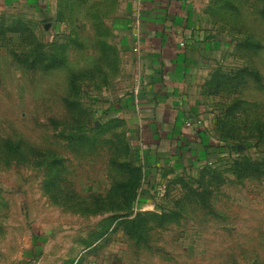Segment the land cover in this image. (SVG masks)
<instances>
[{"label":"rangeland","instance_id":"obj_1","mask_svg":"<svg viewBox=\"0 0 264 264\" xmlns=\"http://www.w3.org/2000/svg\"><path fill=\"white\" fill-rule=\"evenodd\" d=\"M210 3L223 46L198 98L216 149L205 160L188 148L174 162L148 164L141 136L109 105L120 71L107 84L82 77L71 96L69 74L98 57L85 11L59 23L0 2V264H264V0ZM73 20L84 47L70 51L67 66L30 67L37 43L54 50L74 33ZM76 125L91 141L69 137ZM8 138L22 141L29 161L5 163ZM49 152L62 158L51 170ZM132 167H141L137 195L118 208Z\"/></svg>","mask_w":264,"mask_h":264},{"label":"crops","instance_id":"obj_2","mask_svg":"<svg viewBox=\"0 0 264 264\" xmlns=\"http://www.w3.org/2000/svg\"><path fill=\"white\" fill-rule=\"evenodd\" d=\"M13 1L52 17L58 5V0ZM210 1L119 0L108 19L121 65L120 88L109 105L141 136L148 164L164 157L174 162L188 148L203 151V160L215 151L198 98L209 60L223 46L206 12Z\"/></svg>","mask_w":264,"mask_h":264},{"label":"trees","instance_id":"obj_3","mask_svg":"<svg viewBox=\"0 0 264 264\" xmlns=\"http://www.w3.org/2000/svg\"><path fill=\"white\" fill-rule=\"evenodd\" d=\"M82 0L78 5H71L70 0H58L57 5V12L55 20L59 23L66 22L74 12V10L78 7V11L84 10L87 17L90 18V22H88L89 27L92 31V44L93 48L98 52V57L96 60V66L94 68L85 69L84 72L80 71H72L69 74V85H71V96L72 93H79L81 90L82 85L79 84V81L82 77L93 79L94 77H100L103 84H107L111 77L116 76L120 71V51L118 47L113 44L110 39L113 35V31L111 26L106 22V17L112 15L118 5L119 0H97L96 2L91 3L90 5L83 4ZM71 8L69 10V6ZM214 3H210L207 7V14L209 18H211V14L214 15L216 9H214ZM212 19V18H211ZM211 19L210 22H211ZM74 27V37L73 34L68 35V39L62 37L58 41L55 42L53 49H44V44L37 43V46L34 49V54H29L28 56L33 55V59L29 62L28 58L24 60V62H29L30 67H38L39 64H42L45 70H52L56 68H61L67 66L69 61V54L75 48L82 49L84 47V43L82 40L80 41L81 37L79 36L80 26L75 27L74 20L72 22ZM28 28H19L18 30L21 32ZM217 34L221 35V32H216ZM82 73L84 75H82ZM104 75V76H103ZM71 96H67L65 98V102L67 103ZM74 104H78L75 102ZM110 122H106L104 126L108 127ZM75 132L72 133L70 131L69 137L75 140L80 141H91L90 135L87 133V130L84 129L83 126H74ZM125 142V140H124ZM3 158L6 164H10V162L14 160H30L28 155L25 152L24 145L21 140H12L10 138L6 139L3 143ZM125 152L127 153V157L129 156V144L125 143L124 145ZM216 149V147H215ZM217 150L218 149L217 147ZM46 159L51 158L48 166L51 169L57 167L58 164L62 161V158H59L55 154H51L50 152L44 155ZM45 159V160H46ZM128 159V158H127ZM37 164L41 165L44 163V160L41 162H36ZM132 161H128L127 165L130 166ZM133 170L132 174L133 177L128 181L121 183L124 185L125 195L123 197V206L119 207H129L133 202L134 198L137 195V189L140 184L142 173L141 167H132ZM96 203L105 204L106 201L102 198H95ZM110 203H114L113 200L110 198L108 199ZM116 207V205H113ZM104 206L100 207L103 208ZM138 217L134 219V222L137 223ZM125 223L131 224L132 220L126 219L124 220ZM137 229L134 231L136 233Z\"/></svg>","mask_w":264,"mask_h":264},{"label":"built area","instance_id":"obj_4","mask_svg":"<svg viewBox=\"0 0 264 264\" xmlns=\"http://www.w3.org/2000/svg\"><path fill=\"white\" fill-rule=\"evenodd\" d=\"M184 44H185V42H184V41H183V42H181V45H184ZM190 124H191V123H189V122H188V125H190Z\"/></svg>","mask_w":264,"mask_h":264}]
</instances>
